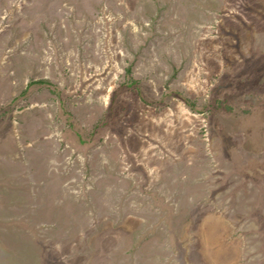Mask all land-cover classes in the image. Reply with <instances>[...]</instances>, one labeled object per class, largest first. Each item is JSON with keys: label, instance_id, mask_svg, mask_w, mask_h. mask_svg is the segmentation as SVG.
<instances>
[{"label": "rangeland", "instance_id": "rangeland-1", "mask_svg": "<svg viewBox=\"0 0 264 264\" xmlns=\"http://www.w3.org/2000/svg\"><path fill=\"white\" fill-rule=\"evenodd\" d=\"M0 264H264V0H0Z\"/></svg>", "mask_w": 264, "mask_h": 264}]
</instances>
